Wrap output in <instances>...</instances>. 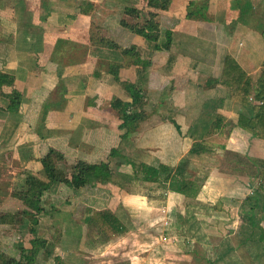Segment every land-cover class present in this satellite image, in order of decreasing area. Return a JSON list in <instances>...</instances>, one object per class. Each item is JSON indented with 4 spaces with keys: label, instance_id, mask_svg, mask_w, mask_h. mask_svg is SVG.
<instances>
[{
    "label": "crops",
    "instance_id": "crops-1",
    "mask_svg": "<svg viewBox=\"0 0 264 264\" xmlns=\"http://www.w3.org/2000/svg\"><path fill=\"white\" fill-rule=\"evenodd\" d=\"M127 5L143 6L142 0H0V70L17 74L16 87L21 92L19 107L13 111L0 95V156L16 158L19 149L32 141L33 146L26 148L25 154L31 151L29 155L34 156L37 149V160L30 165L37 177L45 181L48 180L39 157L51 148L62 149L70 163L71 158H82L90 166L103 165L106 178L97 170L92 175L113 184L111 189L116 191L112 194L120 195L115 201L118 210H125L127 201L134 200L135 205L147 201L146 195L130 191L135 185L138 190L143 183L132 181V165L124 159L126 141L132 156L136 154L133 151L141 149L157 159L145 160L146 163L159 161L174 166L188 154L192 141L200 139L194 135L195 124L210 119L214 113L224 118V127L213 130L205 141L213 140V135L225 136L228 145L224 143V149L259 148L254 153L264 159V139L234 125L242 108L229 97V86L220 81L227 54L252 79L263 68L264 0H171L166 10L157 11L158 42L165 41L167 32L171 35L169 48L159 50L120 25ZM97 37L132 51L104 46ZM116 64L120 65L119 81L110 71ZM120 82L131 83L144 93L145 118L125 140L118 130L120 120L109 106L115 96L131 101ZM228 122L233 124L231 128L225 125ZM41 130L44 133L38 135L36 132ZM66 141L68 147H64ZM74 148L78 149L76 153ZM112 148L117 153L110 155ZM208 150L200 155L214 154L220 146ZM90 173L91 170L86 175L87 183L76 191L72 188L70 196L64 191L59 199H54L57 191L50 190L60 184L69 186L67 183L53 180L49 187V200L69 196L74 202L69 211L78 228V220L85 224V216L95 204L89 197L83 200L76 195L81 188H101L89 184ZM170 194L177 203L184 198L169 192L168 205L172 204ZM94 210L98 211L97 207ZM56 213L52 210L48 217ZM86 239L85 245H91Z\"/></svg>",
    "mask_w": 264,
    "mask_h": 264
},
{
    "label": "rangeland",
    "instance_id": "rangeland-1",
    "mask_svg": "<svg viewBox=\"0 0 264 264\" xmlns=\"http://www.w3.org/2000/svg\"><path fill=\"white\" fill-rule=\"evenodd\" d=\"M94 9L93 14L96 12ZM201 125L203 124L196 125V130H199ZM199 134V131L194 133L196 136ZM213 136L215 138L208 141L209 148L212 146L217 149V146H220L218 152L202 156L201 153L185 155L189 159L188 176L196 179L201 184V189L196 198L177 200L179 204L173 200L172 194H170L172 197H169L172 204L166 203L168 200L166 194L170 191L162 194L161 188L156 184L143 183L138 190L134 184L130 191L146 195L147 201L136 205L134 200L127 201L125 210L124 207H119L118 210L115 201L120 195L116 197L112 194L116 191L111 189L113 184L90 174L89 184L101 185L100 190L92 188L85 191L81 188L80 194L75 198L84 200L89 197L87 199L94 201L92 204H95L93 206L97 207L98 211L93 208V212H100L106 218V224L101 225V232L96 226L90 224L86 226L82 220H78L80 229L77 225L75 227L69 211L73 208L71 204L73 201L69 199L72 187L70 185L61 187V184L58 187L52 186L51 192L57 191V196L53 194L54 199H59L58 196L63 195L64 191L69 196L59 200L60 209L54 217L43 215L38 219L36 233L38 236L46 237L53 244L54 254L47 260L38 256L34 264H55L53 257L56 255L61 257L62 264H264V239L258 240L264 230V216L261 215L264 184L260 191L259 177L234 171V167L238 165L234 163L235 158L227 153L239 151L240 157L260 158L259 153H254L260 149L226 150L222 146L228 143L226 137ZM125 144L127 148L124 146V153L132 155L129 141ZM67 145L66 141L64 147H68ZM29 146H33L32 141L27 143L26 148ZM26 148L21 147L16 158L0 156V210L11 213L10 216L14 220L12 224H0V250L14 258L19 257L21 246L30 248V240L33 237L28 230L34 220L33 216L21 213L25 207L9 195L16 189L21 178L27 174L37 176L30 162H36L38 151L35 149L34 156H31L29 155L31 151L25 154ZM70 148L73 150V147ZM56 149L48 157L50 164L58 176H71L73 167L79 160L71 158V163L67 162L65 154L61 152L62 149ZM76 151L77 148L73 152ZM48 153L49 151H46L44 156L39 157V162L42 163V158ZM133 153H136L133 155L136 161L157 160L141 149ZM77 159L87 163L82 158ZM100 166L104 168L103 165ZM102 167L96 166L93 169L97 170L101 177L106 178L107 169L105 168V171ZM251 167H247L249 171L252 170ZM100 195L104 197H98ZM255 202L259 205L251 218L249 211ZM84 237L91 245H85Z\"/></svg>",
    "mask_w": 264,
    "mask_h": 264
},
{
    "label": "trees",
    "instance_id": "trees-1",
    "mask_svg": "<svg viewBox=\"0 0 264 264\" xmlns=\"http://www.w3.org/2000/svg\"><path fill=\"white\" fill-rule=\"evenodd\" d=\"M170 2L171 0H142L143 6L140 8L127 5L124 7V15L120 19V25L133 34H138L143 37L153 49H167L171 43V35L167 32L165 35V41L163 43L158 42L160 28L159 22L157 21V11L166 10L169 7ZM190 4L196 6L195 2H190ZM197 6H200V4ZM197 8L199 9L200 7ZM97 39L100 40L99 44L104 46L121 49L123 52L131 50L130 48H122L116 42L103 37H97ZM119 67L120 65L116 64L111 66L110 70L117 81H119L117 76V70ZM16 75V73L12 74L0 70V95L8 100L7 108L11 111L18 109L21 102V92L16 87ZM220 81L222 84L229 86V97L238 102L242 108L241 111L238 112L234 125L243 128L254 137L264 139V66L258 77L252 79L250 76L246 75L236 60L231 55L227 54L224 59ZM120 83L129 93L131 101H125L115 96L111 99L109 106L115 111L120 120L118 125L121 135L120 137L125 140L129 134L136 129L138 123L145 118V114L142 112L144 93L140 88H136L131 83ZM209 113L211 112L209 111ZM213 117L215 118L212 119ZM208 118L210 119H202L203 122L200 120L199 123H197V125L203 124L201 125V128L197 130L200 132L199 136H197L200 139L192 142L193 144L189 149V154L199 155L200 153L209 151L208 149L210 145L204 140V138L210 135L213 130L222 129V127H224L222 124L224 118L221 115H215L213 113L212 117L210 116ZM173 123L179 130L178 124H176L175 121H173ZM225 125H228L230 128L233 126L230 122L225 123ZM194 128L196 129V124ZM36 133L40 135L44 132L41 130V132L38 131ZM46 138L48 137H45V139ZM54 152V149L51 148L49 149L48 155L42 158V164L45 169L44 172L48 181L42 180L33 174H27L24 178L19 180L16 189L9 193L13 199L21 202L25 207L24 212L21 213H29L33 216L34 220L28 229L33 237L30 240V248H24L21 246L18 258L8 256L0 250V264H34L38 256H41V259L47 260L54 254L52 250L53 244L47 240L46 237L38 236L36 233L38 219L43 215L50 216L52 210L59 211L60 209L58 206L60 201L49 200V187L53 180H61L70 185L73 190L76 191L87 183L86 175L95 167L78 161L73 167L70 179L65 177V175L58 176L56 170L48 160L49 155ZM116 153L117 151L114 148L109 152L110 155ZM227 153L235 158L234 163L238 166L236 168L234 167V169L244 172L248 176L259 177L261 179L262 184L260 183L259 187V190L261 191L264 184V159L248 158L246 156L240 157L236 152ZM238 155L240 158H238ZM124 159L132 165V181L139 183H154L161 188L162 194L170 191L183 195L185 199H191L196 198L201 189V184L196 179L188 176L189 159L187 156L182 157L174 166L159 161L151 164L144 161H136L133 157L128 158V155H125ZM248 166H252L251 171L248 170ZM94 171L95 170H91L90 174L96 175ZM45 195H47V198H45ZM256 198L257 191H255V199ZM257 205L259 204L256 202L251 205L249 211L251 218H253L252 215ZM262 209H264V207ZM10 214L11 213L8 212H1L0 210V224H12L14 220H12ZM103 216L104 215H101L100 212H93L92 209L88 210V214L84 219L86 226L89 224L90 226H96L100 229L99 232H101V225L106 224V218ZM98 223L100 226H98ZM259 239L260 237L258 240ZM53 258L55 264H62L60 256L56 255Z\"/></svg>",
    "mask_w": 264,
    "mask_h": 264
}]
</instances>
